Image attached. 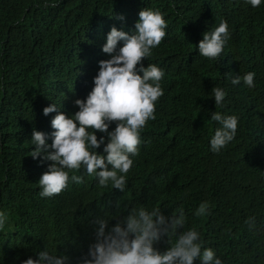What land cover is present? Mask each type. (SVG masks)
I'll list each match as a JSON object with an SVG mask.
<instances>
[{
	"label": "trees",
	"instance_id": "16d2710c",
	"mask_svg": "<svg viewBox=\"0 0 264 264\" xmlns=\"http://www.w3.org/2000/svg\"><path fill=\"white\" fill-rule=\"evenodd\" d=\"M143 8L159 9L168 23L143 61L164 71V95L141 131L124 192L98 187L81 168L69 175L84 183L70 180L62 193L41 198L38 181L51 162L29 155L32 132L47 134L50 145L57 115L43 109L79 110L74 101L86 99L99 61L110 59L102 52L107 34L113 26L132 34ZM221 19L230 39L218 59L205 58L199 42ZM248 72L254 88L231 83ZM216 86L227 92L219 106ZM215 112L239 118L235 138L218 153L210 145L221 127L211 120ZM103 147L97 152L106 155ZM204 201L210 215L195 216ZM140 205L165 216L183 207L179 231L196 227L222 264H264V0L255 9L246 0H0V211L9 217L0 229V264L38 260L45 248L66 256L65 264H83L95 243L93 221L105 216L111 228ZM166 239L156 245L161 251Z\"/></svg>",
	"mask_w": 264,
	"mask_h": 264
},
{
	"label": "clouds",
	"instance_id": "9594fccd",
	"mask_svg": "<svg viewBox=\"0 0 264 264\" xmlns=\"http://www.w3.org/2000/svg\"><path fill=\"white\" fill-rule=\"evenodd\" d=\"M246 2L255 9L262 0ZM117 18L124 19L123 16ZM134 27L132 34L114 26L111 28L102 47V52L110 59L99 61V71L93 78L94 87L86 99L74 101L78 111L69 116L59 111L55 104L43 109L45 116L53 112L57 115L51 120L54 131L50 145L47 134L35 129L32 132L31 143L35 150L29 155L51 162L38 181L41 198L62 193L70 180L76 184L84 183L83 176L69 175L81 168L88 176L96 177L98 187L111 185L124 192L127 174L134 165L132 157L139 155L141 131L149 120L156 119V103L164 95L160 84L164 71L155 64L145 68L143 61L151 57L152 50L165 39L168 23L159 9L143 8ZM229 39V25L221 19L214 30L203 34L198 45L199 54L216 60ZM120 41L123 46L117 49ZM254 78L255 73L248 72L243 77L237 75L231 83L238 85L242 79L248 88H254ZM212 94L215 105L219 106L227 92L216 86ZM238 119L235 115L222 116L219 112L211 115L212 121L221 124L210 141L211 151L218 153L235 138ZM113 123L116 125L114 130L109 131ZM96 133L103 135L98 138ZM102 145L106 155L97 152ZM209 208V202H201L194 214L205 217L210 215ZM8 219L7 213L0 211V229ZM185 221L183 207L171 216H165L159 208L149 211L144 205L133 207L111 228L105 216L97 217L93 221L95 243L89 245L88 255L82 258L83 264H194L197 260L201 264H222L211 248L203 247L196 227L179 231L184 228ZM245 223L251 230L255 227V218L251 217ZM173 236L175 241L170 239ZM164 237L169 238L165 241L168 246L161 251L156 245ZM37 255L38 260L29 258L24 264H65L68 259L47 248Z\"/></svg>",
	"mask_w": 264,
	"mask_h": 264
}]
</instances>
